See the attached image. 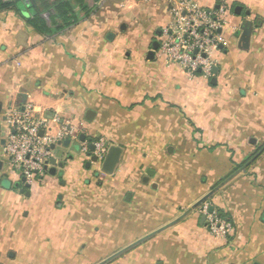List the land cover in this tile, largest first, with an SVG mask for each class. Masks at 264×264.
<instances>
[{
	"label": "crops",
	"instance_id": "0c3cea01",
	"mask_svg": "<svg viewBox=\"0 0 264 264\" xmlns=\"http://www.w3.org/2000/svg\"><path fill=\"white\" fill-rule=\"evenodd\" d=\"M86 1L79 24L48 35L27 25L26 10L0 13L1 132L9 108L31 106L83 120L80 140L104 138L121 154L106 172L105 159L88 167L64 140L53 149L57 174L51 164L27 186L10 177L1 145L0 264H97L178 217L264 147V0H229L211 78L165 64L159 48L149 57L172 20L164 0ZM208 201L233 223L226 240L210 234L198 208L107 264H264V151Z\"/></svg>",
	"mask_w": 264,
	"mask_h": 264
},
{
	"label": "built area",
	"instance_id": "2783aa9c",
	"mask_svg": "<svg viewBox=\"0 0 264 264\" xmlns=\"http://www.w3.org/2000/svg\"><path fill=\"white\" fill-rule=\"evenodd\" d=\"M123 4L125 0H116ZM172 13L171 22L161 29L159 35V57L167 65H178L194 76L205 78L213 76V51L224 43L221 34L231 10L229 0H219L213 8L196 4L195 0H164ZM49 20V14H44ZM7 125L5 144L1 146V157L6 163L10 177L25 179L33 184L47 173L54 157L52 146L64 140L77 142L79 153L85 161H91L99 169L108 153L104 138L92 137L80 140L79 135L86 127L81 119H66L59 116L35 114L31 106L12 107L5 114ZM94 150H91V145ZM98 161L93 162L92 157ZM212 204L207 201L200 207L205 215V225L217 240H226L233 233V223L220 214L218 209L211 212Z\"/></svg>",
	"mask_w": 264,
	"mask_h": 264
},
{
	"label": "water",
	"instance_id": "95a60500",
	"mask_svg": "<svg viewBox=\"0 0 264 264\" xmlns=\"http://www.w3.org/2000/svg\"><path fill=\"white\" fill-rule=\"evenodd\" d=\"M243 35L241 38V42H242V47L244 49H247L249 42H250V37H251V33H252V28H251V23L248 21H245L243 23ZM161 34V30L159 32V35ZM113 35L110 34L108 35V38L110 39ZM159 48V41H155L153 44V47L149 53V57L152 58L155 55V51ZM213 73L216 74L217 73V67H214L213 69ZM213 83H216V78L213 77L212 79ZM5 134L4 132H1V126H0V138L1 136L4 137L3 139H0V146L5 144ZM82 140H84V137L81 136ZM70 143V139H66L64 141V145L67 147ZM106 146H109V142L106 143ZM91 150H94V145L92 144L91 146ZM55 147L52 146V149H54ZM264 151V147L256 154L252 157V159H250L245 165H243L240 169H238L236 172H234L232 175H230L228 178H226L225 180H223L222 182H220L218 185H216L213 189H211L210 191H208L207 193H205L202 197H200L197 201H195L188 209H186L185 211H183L178 217H176L175 219H173L172 221L166 223L165 225L159 227L158 229H155L147 234H145L144 236L138 238L137 240L133 241L132 243H130L129 245L125 246L124 248L120 249L119 251H117L116 253H114L113 255L107 257L106 259L102 260L101 262L97 263V264H107L109 262H111L112 260H114L115 258L119 257L120 255H122L123 253L133 249L134 247L138 246L139 244L151 239L152 237H154L155 235L167 230L168 228L174 226L175 224L179 223L180 221H182L185 217H187L189 214H191L194 210L200 208L204 203H206L209 199H211L219 190L220 188H222L226 183H228L234 176H236L238 173H240L241 171H244L262 152ZM121 154V149L120 148H116V147H111L108 149V153L105 157V161L103 163V170L106 172H112L115 165L117 164L118 160H119V156ZM63 153H59V156H62ZM70 158H73V156H71ZM92 161L96 162L98 161V157L97 156H93L92 157ZM54 167H52L50 169V172L53 175L57 174V168H56V158H52L51 162H50ZM2 164L3 162L0 160V169L2 168ZM91 161L88 162V167H90ZM65 166L64 162L59 164V167L63 168ZM61 174V173H60ZM22 181H25V179H22ZM27 186H31L30 184H27ZM15 188L20 189L21 187V182H17L14 185ZM215 209L214 205H211L209 208V211H213ZM202 222L205 221V215H202L201 217Z\"/></svg>",
	"mask_w": 264,
	"mask_h": 264
},
{
	"label": "trees",
	"instance_id": "16d2710c",
	"mask_svg": "<svg viewBox=\"0 0 264 264\" xmlns=\"http://www.w3.org/2000/svg\"><path fill=\"white\" fill-rule=\"evenodd\" d=\"M23 10L30 13L25 21L27 25L43 35L76 25L91 11L86 0H0V13ZM45 13L49 14L50 23L43 17Z\"/></svg>",
	"mask_w": 264,
	"mask_h": 264
},
{
	"label": "rangeland",
	"instance_id": "374dc122",
	"mask_svg": "<svg viewBox=\"0 0 264 264\" xmlns=\"http://www.w3.org/2000/svg\"><path fill=\"white\" fill-rule=\"evenodd\" d=\"M2 1H12V0H2ZM91 2H92V0H91ZM91 2H90V3H91ZM77 24H79V23H77ZM77 24H76V25H77ZM72 147H75V149H76L75 151H76V152H79L80 145H79L78 143H75V142H74V143L72 144Z\"/></svg>",
	"mask_w": 264,
	"mask_h": 264
}]
</instances>
